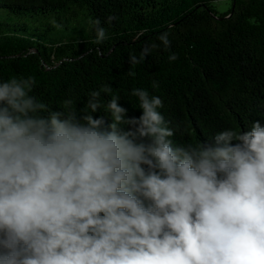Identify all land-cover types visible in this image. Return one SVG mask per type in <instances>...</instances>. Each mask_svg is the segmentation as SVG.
I'll list each match as a JSON object with an SVG mask.
<instances>
[{
	"label": "clouds",
	"instance_id": "9594fccd",
	"mask_svg": "<svg viewBox=\"0 0 264 264\" xmlns=\"http://www.w3.org/2000/svg\"><path fill=\"white\" fill-rule=\"evenodd\" d=\"M92 23L103 42L101 21ZM159 39L170 46L167 32ZM35 85L0 82V264H264L259 121L174 146L163 102L146 89L132 90L139 117L113 96L109 123L94 114L110 86L78 116L71 99L52 111L31 95Z\"/></svg>",
	"mask_w": 264,
	"mask_h": 264
},
{
	"label": "trees",
	"instance_id": "16d2710c",
	"mask_svg": "<svg viewBox=\"0 0 264 264\" xmlns=\"http://www.w3.org/2000/svg\"><path fill=\"white\" fill-rule=\"evenodd\" d=\"M217 1L0 0V82L35 77L31 95L52 111L71 99L78 116L89 94L108 85L94 115L109 123L113 96L128 117H139L132 90L146 89L163 102L174 146L248 131L254 121L264 126V0H230L225 13ZM95 19L107 36L98 44ZM164 32L169 47L159 39ZM145 47L147 56L132 65L130 56ZM173 53L178 58L169 61Z\"/></svg>",
	"mask_w": 264,
	"mask_h": 264
},
{
	"label": "rangeland",
	"instance_id": "374dc122",
	"mask_svg": "<svg viewBox=\"0 0 264 264\" xmlns=\"http://www.w3.org/2000/svg\"><path fill=\"white\" fill-rule=\"evenodd\" d=\"M214 6L218 13H225L231 6L230 0H222L214 3Z\"/></svg>",
	"mask_w": 264,
	"mask_h": 264
}]
</instances>
